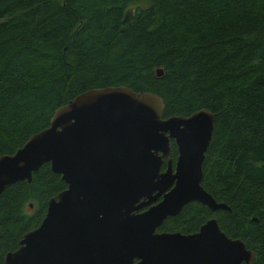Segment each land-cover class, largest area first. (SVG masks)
<instances>
[{"label":"trees","instance_id":"16d2710c","mask_svg":"<svg viewBox=\"0 0 264 264\" xmlns=\"http://www.w3.org/2000/svg\"><path fill=\"white\" fill-rule=\"evenodd\" d=\"M99 1L0 0V157L93 89L156 95L163 119L205 109L201 185L229 210L193 202L159 231L192 234L216 218L264 264V0ZM64 189L44 164L0 195V264Z\"/></svg>","mask_w":264,"mask_h":264},{"label":"water","instance_id":"95a60500","mask_svg":"<svg viewBox=\"0 0 264 264\" xmlns=\"http://www.w3.org/2000/svg\"><path fill=\"white\" fill-rule=\"evenodd\" d=\"M163 111L162 99L151 93L89 90L58 108L49 127L13 155L1 156L0 195L30 183L44 164L66 185L3 263L253 264L255 253L227 237L216 218L193 234L158 232L193 202L212 212L229 210L201 185L211 113L202 109L163 119Z\"/></svg>","mask_w":264,"mask_h":264},{"label":"flooded vegetation","instance_id":"af4514ba","mask_svg":"<svg viewBox=\"0 0 264 264\" xmlns=\"http://www.w3.org/2000/svg\"><path fill=\"white\" fill-rule=\"evenodd\" d=\"M171 142H172V141H171ZM173 143H174V142H173ZM170 145H171V144H170ZM171 159H172V167L174 168V167H175V161H176V158H175V160H173V156H172ZM167 161H168V159H165V160H164L163 165H162V167H161V172H164V171H165V169H166V167H167ZM64 190H65V189H64ZM152 197H154V194L152 195ZM160 200H161V198H159L157 202H159ZM31 207H32V206L30 205V208H31ZM148 207H149V206H148ZM148 207H146V208L143 209L142 211H145L146 209H148ZM182 209H183V208H182ZM142 211H141V212H142ZM181 211H182V210H181ZM181 211H180V212H181ZM173 218H174V217H173ZM165 221H166V220H165ZM165 221H164V222H165ZM164 222H163V223H164ZM159 229H160V227L158 228V232L161 233L162 231H159ZM196 232H197V231H196ZM169 233H170V232H169ZM173 233H174V232H173ZM192 234H193V233H192ZM185 235H187V234H185Z\"/></svg>","mask_w":264,"mask_h":264},{"label":"rangeland","instance_id":"374dc122","mask_svg":"<svg viewBox=\"0 0 264 264\" xmlns=\"http://www.w3.org/2000/svg\"><path fill=\"white\" fill-rule=\"evenodd\" d=\"M101 2H102V0L99 1L100 4H101ZM87 5L90 6V5H92V4H91V3H88ZM131 9H134V8L131 7ZM99 30H100V29H98V30H94V31L92 32V34H93V35L97 34V33L99 32Z\"/></svg>","mask_w":264,"mask_h":264}]
</instances>
